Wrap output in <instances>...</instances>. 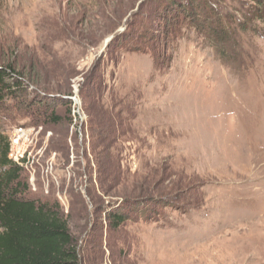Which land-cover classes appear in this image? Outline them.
<instances>
[{
  "label": "rangeland",
  "instance_id": "1",
  "mask_svg": "<svg viewBox=\"0 0 264 264\" xmlns=\"http://www.w3.org/2000/svg\"><path fill=\"white\" fill-rule=\"evenodd\" d=\"M218 1L246 20L226 53L194 28L163 33L157 0H0V48L40 81L25 99L59 100L6 123L0 108V126L24 129L13 159L60 204L81 264H264V24L254 0ZM142 197L146 218L124 203Z\"/></svg>",
  "mask_w": 264,
  "mask_h": 264
},
{
  "label": "trees",
  "instance_id": "2",
  "mask_svg": "<svg viewBox=\"0 0 264 264\" xmlns=\"http://www.w3.org/2000/svg\"><path fill=\"white\" fill-rule=\"evenodd\" d=\"M254 1L260 9H257L252 17L264 24V0ZM154 7L155 16L168 19V23L164 24L166 30H163V33L179 38L185 30L194 28L210 39H216L218 42L215 43L216 50L224 53L227 50L224 42L229 41L232 31L246 27L244 24L246 20L242 22L237 17L231 18L229 13H222L223 7L218 0H162V2L157 0ZM239 11L243 14V11ZM150 13L153 14V10ZM224 19L230 20V23H225ZM229 26L233 30L231 27L228 28ZM123 35V32L117 34L109 44L116 39L125 40L126 37ZM155 36L153 35V38ZM137 48L139 47L134 46L130 50L140 51ZM143 52L144 49L141 50V53ZM33 73L35 69L32 73L28 72L23 63L19 62L18 55L8 56L4 49L0 48V108L5 114V123L8 118L11 121L15 117L9 114L12 108L24 109L26 106L33 108L34 105L42 104L48 109L58 103L55 95L52 97L35 94V98H42L39 104H35L36 100L32 102L25 99L27 94H30L28 90H31V94L34 91L30 84L40 82ZM60 101L69 104L66 98ZM95 113L96 123L102 131L110 130L111 121L106 117L104 108L95 110ZM48 119L57 122L63 118L52 111ZM154 201L152 197H142L126 200L124 203L146 218L149 216V210L141 209L140 203ZM163 201L161 199L158 204ZM107 218L116 227L128 219L124 211L119 209L107 212ZM0 264H81L76 241L60 204L44 201L30 194L28 184L23 181L22 167L10 158V139L5 133V127L2 126H0Z\"/></svg>",
  "mask_w": 264,
  "mask_h": 264
},
{
  "label": "built area",
  "instance_id": "3",
  "mask_svg": "<svg viewBox=\"0 0 264 264\" xmlns=\"http://www.w3.org/2000/svg\"><path fill=\"white\" fill-rule=\"evenodd\" d=\"M71 98H73L76 101L75 97H71ZM23 130H24L23 128H20L18 131V135H16L14 137V140L10 139V158L20 166H22V164L19 163L20 160H18V158H16V160H15V158L13 159L11 152H13L14 146L18 147V149L20 148V145H21L20 140H21L22 136L24 135ZM21 161H23V158L21 159Z\"/></svg>",
  "mask_w": 264,
  "mask_h": 264
},
{
  "label": "water",
  "instance_id": "4",
  "mask_svg": "<svg viewBox=\"0 0 264 264\" xmlns=\"http://www.w3.org/2000/svg\"><path fill=\"white\" fill-rule=\"evenodd\" d=\"M111 39H112V37H110V38L107 40V42H109Z\"/></svg>",
  "mask_w": 264,
  "mask_h": 264
}]
</instances>
